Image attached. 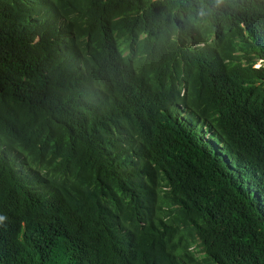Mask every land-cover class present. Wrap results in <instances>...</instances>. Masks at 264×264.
Here are the masks:
<instances>
[{"label":"trees","instance_id":"16d2710c","mask_svg":"<svg viewBox=\"0 0 264 264\" xmlns=\"http://www.w3.org/2000/svg\"><path fill=\"white\" fill-rule=\"evenodd\" d=\"M0 264H264V0H0Z\"/></svg>","mask_w":264,"mask_h":264},{"label":"rangeland","instance_id":"374dc122","mask_svg":"<svg viewBox=\"0 0 264 264\" xmlns=\"http://www.w3.org/2000/svg\"><path fill=\"white\" fill-rule=\"evenodd\" d=\"M189 249L194 252L195 256L198 259L202 257V252L199 251L198 247L195 244H192Z\"/></svg>","mask_w":264,"mask_h":264}]
</instances>
